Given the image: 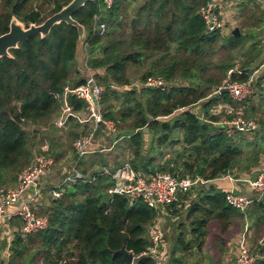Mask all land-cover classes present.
<instances>
[{
    "label": "trees",
    "instance_id": "1",
    "mask_svg": "<svg viewBox=\"0 0 264 264\" xmlns=\"http://www.w3.org/2000/svg\"><path fill=\"white\" fill-rule=\"evenodd\" d=\"M32 1L1 0L0 35L9 31L13 17L26 27L41 24L72 0H46L52 6L50 16L32 8ZM130 1L115 0L114 6L104 12L108 24L105 35L93 29L95 18L101 13L99 0L89 1L73 17L86 30L87 65L94 71L96 82L102 85L100 81H103L106 86L102 98L104 117L117 122V137L127 138L135 169L146 174L177 173L174 162L156 163V154H162L163 146L179 143L184 146L183 154L188 156L180 164L184 172L177 174L181 176L198 175L205 167L203 177L214 179L236 166L247 167L257 162L258 153L247 158L249 163L242 164L243 149L235 142L234 135L226 127L212 123L219 117L207 110L206 121L192 109L204 100H208L206 104L213 102L211 95L225 78L247 80L254 59L237 69L241 73L236 72L232 60L217 63L214 67L217 71H212L207 57L217 51L222 36L206 31L199 9L207 0H144L127 17L124 12ZM79 37L76 26L61 22L47 36H33L12 49L11 56L0 57V187L15 181L33 158L29 135L38 134L27 131L26 125L40 123L58 111L56 95L72 81L69 65L76 60ZM242 40V36L232 35L226 41L230 48H237ZM155 54L161 57L151 61L150 70L143 74L142 80L162 76L167 85L164 88L133 85L127 75L129 66H141ZM179 78L183 82H177ZM85 81L82 77L73 86ZM112 85L123 88L114 89ZM70 102L77 110L86 106L75 96L70 97ZM121 123L128 127L121 128ZM74 125L80 128L72 133L77 140L85 130L79 124ZM147 128L149 131L145 132ZM179 131H182L180 138ZM147 136L150 143L146 147ZM49 154L56 158L52 149ZM77 159L74 149L72 160ZM102 163L103 159L93 154L89 158L85 155L76 164L78 170L95 179L65 182L62 197L51 200L46 212L40 214L48 217V226L26 237L17 233L8 264H127L122 255L114 254L122 247L133 253V264H159L148 254L149 230L156 219V210L142 198L132 201L125 195L110 194L108 189L115 185L112 176L101 174L100 170L88 174L86 168L89 165L91 170ZM36 212L39 214L38 208ZM196 213L199 215L191 220L189 231L199 241L192 244L181 230L171 260L165 264H185L184 256L188 252L195 251V247L201 250L207 225L212 220L225 235L220 239L223 248L229 241L227 233L231 232L235 218L252 225L256 222L261 227L264 195L242 212L227 204L224 192L215 191L204 196L201 203L192 205L190 214ZM260 231L255 232L259 239L257 249L252 250L257 264H264V243H261L264 231Z\"/></svg>",
    "mask_w": 264,
    "mask_h": 264
},
{
    "label": "built area",
    "instance_id": "2",
    "mask_svg": "<svg viewBox=\"0 0 264 264\" xmlns=\"http://www.w3.org/2000/svg\"><path fill=\"white\" fill-rule=\"evenodd\" d=\"M102 8L101 13L95 18L94 31L100 35H105L108 31V24L104 20L105 10H110L115 0H99ZM262 2L263 0H258ZM199 14L205 22L206 31L217 33L225 29L226 24L223 18V12L220 9L217 0H207L199 9ZM86 45V43H85ZM232 70L229 72L231 73ZM241 73V71H236ZM255 74L249 75L244 81L233 80L229 76L224 83L217 88L215 94H220L221 90L227 89L234 105H228L224 108L225 112L231 117L227 120H221L218 124L227 126L242 133H251L259 129V122L249 117L241 103L248 99L254 93ZM133 85H143L149 88H164L167 81L162 76H148L146 80H141ZM114 89L123 88L122 86L112 85ZM105 87L96 82L94 76H89L86 81L71 87H65L64 94H57L56 98L62 102L61 114L55 121L56 126L65 127L70 118H78L82 124L92 123L93 130L90 134H82L75 142L74 146L78 154V160L81 161L89 152L112 150L117 141H112L109 145L100 147L99 150L90 149L91 141L94 135L100 129L111 134L117 132V122L105 119L102 106V98L105 94ZM75 96L77 99L86 103L85 111L87 115L82 117L78 115L74 107L68 102L67 97ZM208 121V119H206ZM42 153H39L33 159L30 166L23 169L18 175L15 185H4L0 187V220H10L14 217H20L23 225L20 234L26 237L36 231L43 230L48 226V217L39 215L36 212V203L41 196L40 181L41 178L49 172L55 165V159L49 154L48 145L43 146ZM133 157V156H132ZM132 157L128 155L122 164L118 167L104 166L100 169L101 174L110 175L115 181V185L108 189L110 194H121L127 196L130 200L142 198L151 208L156 210V219L150 227V254L161 264V248L164 243V231L161 223L160 211L179 203L181 194L189 192L195 186H209L215 180L229 179L233 182H242L250 186L254 191V196L239 192L235 186L226 189L225 199L229 206L245 212L257 199L264 195V169H262L256 178L237 177L233 173H227L214 179H205L200 175L185 174L183 176L171 171H158L146 174L135 169L132 164ZM95 178L85 175L75 166V172L64 181H87L92 182ZM26 197L25 195L31 191ZM50 194L53 199L61 198L63 191L61 187H52ZM13 207V208H12ZM243 238L238 245V252L234 264H257V256L249 244Z\"/></svg>",
    "mask_w": 264,
    "mask_h": 264
},
{
    "label": "crops",
    "instance_id": "3",
    "mask_svg": "<svg viewBox=\"0 0 264 264\" xmlns=\"http://www.w3.org/2000/svg\"><path fill=\"white\" fill-rule=\"evenodd\" d=\"M220 6V9L223 12V18L225 20L226 27L223 29V31L218 32L223 38H228L233 35V30L237 27H239V24L241 22V19L239 17V10L240 7L246 2V0H217ZM260 10L263 13V16L260 18V23L259 27H257L256 31L258 33V42L259 46L263 48L264 46V0L262 2H259L258 0H253ZM108 10H105V12ZM86 33V30H85ZM262 54V55H261ZM256 55L259 58L257 61V65L252 68V71L250 72L249 75L255 74V81H254V93L246 99L243 103H241V106L244 107L246 114L249 116L250 113H255V114H263L264 115V50L258 49ZM87 58V48L85 47V42H81L77 45V52H76V60L77 62L76 67L73 69L72 72V77H71V82H67L66 85L64 86L63 92L60 94H64L65 92V87L70 85L71 87H74L73 85L80 79V78H87L90 75L88 74L87 76L85 75L86 73V61L85 59ZM89 68V67H88ZM90 69V68H89ZM79 71V74L76 72ZM91 71V69H90ZM241 71V70H237ZM92 72V71H91ZM90 73V72H89ZM223 94H226V96H223ZM71 97V96H70ZM70 97H67L68 102L74 107V105L70 102ZM210 97V96H209ZM212 99H215L212 103V106L208 109L210 114H213L217 117H219L218 121L212 122L214 125L218 127H226L227 131L234 135L235 141L236 135L238 132L233 129H229L225 125H220L218 124L219 121L221 120H227L231 117V115L227 114L224 110V108L228 105H234V101L230 98V95L228 92H222L220 94H212L211 95ZM57 99V98H56ZM208 100H204L197 104L196 106L198 107L202 103H206ZM58 102V116L61 114L62 110V102L57 99ZM74 110L77 111L78 115L85 117L87 115L85 108L81 110H77L74 107ZM202 119L206 120L208 119L205 115L206 111L200 112L199 108L195 110ZM251 117V116H249ZM69 125L71 124H79L82 126V128L85 130V133L83 134H90L93 130V125L92 123H87V124H82L78 118L72 117L69 119ZM56 125V124H55ZM260 127L258 130L249 133L251 136H260L255 143H253L255 146L258 147V151L264 150L262 145L264 144V123L262 122L259 123ZM58 127V126H56ZM58 128H63V127H58ZM35 130V129H34ZM35 133L37 131H34ZM38 133V132H37ZM237 133V134H236ZM245 134V133H244ZM116 140V146L112 150H106V151H100V147L104 145H109L112 141ZM124 140L123 137H117L115 135H111L104 130L100 129L97 131L94 135L93 140L91 141L90 149L92 150H99L95 153L89 152L86 156L89 158L91 155H98V157L103 159V163L101 166H95L94 171H99L102 167L106 166H111V167H118L122 164V162L126 159V156L123 157L121 154H116L115 150L119 145H121V142ZM237 142V141H236ZM238 144L241 145V148L243 149V162H248V152L249 147H253L250 142H245L244 139H240V141L237 142ZM246 143V145L244 144ZM49 147V145H48ZM43 148V147H42ZM50 149V147H49ZM75 149V146H74ZM41 149V152L42 153ZM76 151V149H75ZM262 151H259L258 153V159L257 162L252 163L250 166H236L233 168L230 172L233 173L234 175H237V177H250V178H256L258 173L264 169V154ZM77 154V152H76ZM245 154V155H244ZM248 154V155H247ZM263 154V155H262ZM51 155V154H50ZM122 156V157H120ZM85 157V156H84ZM83 157V159H84ZM78 158V154H77ZM248 158V159H247ZM55 159V158H54ZM82 159V160H83ZM247 159V160H246ZM78 160V159H77ZM250 161V160H249ZM249 163V162H248ZM77 164V161L72 160L71 161V167H67L61 170V177L60 181L57 183H50L49 179L52 177L54 170H55V165L54 167L47 172L40 181V188L42 190L41 196L38 197L37 203H36V209L41 208L45 209L48 207L49 203L51 200H53V197L50 194V189L52 187H61L64 184V181L66 180L69 175L74 174L75 172V166ZM17 179L12 182L11 185H15L17 183ZM213 185V187L211 186ZM235 186L236 189L239 192L245 193L250 196H254V191L253 189L248 186L245 183L242 182H233L229 179L225 180H215L214 182L210 183L209 186H195L192 188L189 192L181 194L180 196V201L179 203H175L171 206H168L167 208L163 209L160 211L161 216V223L163 226V231H164V243L161 248V264H165V262H170L171 260V252L172 248L174 247L175 243H177V238L179 237V233L182 230L183 232H186L187 238L189 240H192V244H196L199 239L197 238L196 234H192L189 229L191 227L190 223L193 217L198 216L199 213H196L194 215L190 214V209L192 205H194L196 202L201 203L202 198L206 195L213 194L215 191H222L224 192L226 189L228 190L229 188ZM32 193L29 191L24 198L28 197ZM13 208V207H12ZM15 221H18V224L15 223ZM214 224L215 220H212L209 222L207 225V234L204 236V245L201 250H198L197 247H195V253L196 254H201L202 257L200 258L202 260L201 264H209L208 263V258H212L214 260L216 258V255L214 251L221 255H223V252L221 251L223 248L222 245H220V239L225 238V235L221 233L219 228L217 227L214 229ZM23 225V221L20 217H14L10 220L2 219L0 220V261L5 262V264H8V259L10 255V248L12 245V242L16 236L17 233L20 232L21 227ZM247 231L248 228L245 226L244 231H239L234 233V235L228 236L229 241L227 242L225 249H229L228 252L223 256L225 257V263L224 264H234L237 252H238V245L240 241L243 240V238H246L247 243H248V238H247ZM211 244V245H210ZM249 244V243H248ZM213 245V246H212ZM213 247V248H212ZM207 260V262H206ZM215 264V262H214Z\"/></svg>",
    "mask_w": 264,
    "mask_h": 264
},
{
    "label": "rangeland",
    "instance_id": "4",
    "mask_svg": "<svg viewBox=\"0 0 264 264\" xmlns=\"http://www.w3.org/2000/svg\"><path fill=\"white\" fill-rule=\"evenodd\" d=\"M143 1L144 0H131L129 2L130 4L126 5V12H124L125 15L127 17L131 16L136 11V7L140 6V4L143 3ZM31 6H32V8L41 10L42 13L44 14V16H48V15L50 16V11H51L52 6L46 0H33L31 2ZM1 7L2 6H1V0H0V12H1ZM239 12H240L239 17L241 19V22L239 24V28L241 31L240 36H242V38H243L242 43L237 48H230V46H228L227 41H226L229 37L228 38L221 37L217 43V47H216L217 51L214 53V55L207 57L208 61H210V63H211V69L213 72L217 71V70H214V67L217 65V63H221L222 61H225V60H232L234 62V64H236L235 68L237 70V69H241L240 67L243 64H246L249 61L254 59V62H252L250 65L253 68V67H255V65H257V61L260 58L256 55L258 49L264 50V46H263V48H261L259 46L260 44L258 42V33L256 31L257 27H259V20L263 16L262 11L258 7V5L255 2H253V0H246V2H244V4L240 7ZM23 25H25V24L23 23ZM85 47L87 48V45H85ZM160 57H161L160 54H155L154 56H152V58L149 57L148 60L141 66L130 65L128 70H127V73H128L127 75L129 77V79L131 80V82L132 83L140 82L142 80L143 74L150 70L151 61H153L154 59H158ZM88 58L89 57L87 55V58L85 59V61H86L85 68L87 69L85 75L87 76L89 74L90 76H94L93 75L94 71L91 70L92 71L91 72L90 69L88 68L89 67L87 65ZM76 64H77V62H72L69 65L71 72H73V69L76 67ZM227 78H225L223 80L222 84L224 83V81ZM183 80L184 79L179 78L177 80V82L181 83V82H183ZM100 82L102 83V85L106 89L104 82L103 81H100ZM211 106H212V103H209V104L202 103L198 107L196 105L193 106L192 109L196 110L199 108L200 112H204L205 110H208ZM212 114H213V112H212ZM249 116L255 118L261 124H262V122L264 123V115L262 113L261 114L260 113L259 114L250 113ZM57 119H58V111H56L51 117L45 119L44 121H42L40 123H37V124L28 123L26 125L27 131L31 132V130L35 129L34 131L38 132V133L36 132L38 134V136L37 137H34V136L30 137V135H29V139H30L29 141H30V145H31V148L33 151V158L31 160L30 164H28L26 167H24V169L32 164L33 159L35 158L36 155H38L41 152V149L43 146L49 145L50 149H52V152L56 157L55 158L56 159L55 160V164H56L55 170H54L52 177H50V179H49L50 183H57L58 181H60L61 170L69 167V163L72 161V158L74 155V144L76 142L75 141L76 138L72 133H73V131H80L79 126L74 125V124H71V126H70L69 122H67L66 126L63 128L56 127L55 121ZM127 127H128V125L126 123H121V128L126 129ZM180 137H182V131H179V138ZM235 137L237 139L236 140L237 142L240 141V139H244V141L246 143L250 142V144L253 146V147H249L250 149L247 150V152L249 154V155L247 154L248 157H251L254 154L259 153V151H262L260 149L258 151V147H254L255 145L253 144L259 138H261L260 136L254 137V136H251L249 133H245V134L244 133H238ZM126 139L127 138H124V140L121 142V145H119L117 147V149L115 150V153L121 154L123 157H125V156L127 157L128 155H130L132 157L133 155H132V151H131V146H130V144H128ZM149 143H150V139L147 136L146 142H145L146 147L149 145ZM246 143H244V144L246 145ZM262 146H263L262 148L264 149V144ZM183 149H184V146L182 143H179V144L174 145V146H163L161 148L162 154H160V152L156 154V157H157L156 163H160V162L166 163L167 160L174 162L175 168H177L176 170L178 171L177 173L182 174L184 172V168L180 164H182L184 161H186L188 159L187 154L186 155L183 154ZM262 153L264 154V150L262 151ZM122 156H120V157H122ZM84 167H86V166H84ZM89 167H90L89 165L86 167V168H88L87 170L90 171L88 174H90L91 172L94 171V168L90 170ZM156 172H158V171H156ZM227 173H231V172L229 171ZM227 173H225V174H227ZM19 174H20V172H19ZM14 182H8L6 185H11ZM41 208L40 207L38 208L39 215L42 213H45L46 209H47V207L45 209H41ZM240 220H241L240 218L234 219L235 223H234V225H232L231 232L227 233V236L234 235V233L239 232V231H244V227L246 226L248 228L247 238L249 241V246L253 250L255 248L257 249V243L256 242H258L259 235L257 237V234L255 235V232L256 231L259 232L260 230H261L260 232H263L264 231V224L261 226L262 227V229H261V227L257 226L256 222H253V225H252V222L247 221V222L243 223ZM213 228L216 229V226H214ZM149 233H150V230H149ZM149 238H150V235H149ZM262 240H261V243H262ZM228 250H229L228 248L225 249V247H224L223 251H222L223 255H221V256L219 253L214 251L216 258L214 260H212V258H208V263L214 264V262H215V264H224L225 263V257H223V256L228 252ZM201 257H202L201 254H196L194 251L188 252L184 256L185 264H197V263L201 264V262H202V260L200 259ZM206 262H207V260H206ZM202 263H204V262H202Z\"/></svg>",
    "mask_w": 264,
    "mask_h": 264
},
{
    "label": "water",
    "instance_id": "5",
    "mask_svg": "<svg viewBox=\"0 0 264 264\" xmlns=\"http://www.w3.org/2000/svg\"><path fill=\"white\" fill-rule=\"evenodd\" d=\"M89 1L93 0H72L68 5L63 7L60 11L54 13L48 17L41 24H31L29 27L23 25V23L16 17H13L10 23L9 31L0 35V57L11 56V50L18 48L19 44L33 36L41 35L43 37L47 36L52 28L61 22H67L78 28L80 37L78 43L85 42L86 33L85 27L79 23L74 17V13L81 7L85 6ZM241 33L240 28L237 27L233 30L234 36H239ZM228 92L227 89L221 90V93ZM149 129H145L148 132ZM205 167H202L199 174L203 176ZM213 187V185H211ZM264 243V238L262 240ZM114 254H120L124 257L127 264H133L135 257L132 252L128 251L126 247H122L114 251Z\"/></svg>",
    "mask_w": 264,
    "mask_h": 264
}]
</instances>
